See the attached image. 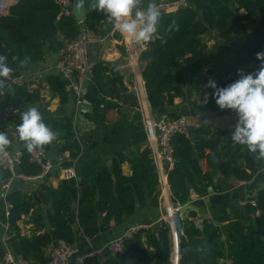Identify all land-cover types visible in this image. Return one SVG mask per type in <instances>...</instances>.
<instances>
[{"label": "trees", "instance_id": "trees-1", "mask_svg": "<svg viewBox=\"0 0 264 264\" xmlns=\"http://www.w3.org/2000/svg\"><path fill=\"white\" fill-rule=\"evenodd\" d=\"M173 20L177 22L178 30L166 31ZM80 27L94 35L119 38L117 33L111 32L112 25L106 23L99 11L88 12L78 24L72 16H58V7L53 0H16L6 14L0 15V55H6L10 66L15 69L7 86L15 92L0 97V100L14 109L34 101L36 92L29 82L18 84L12 80L19 78L32 64L42 61L47 53H56L64 40L78 35ZM213 29L222 38L230 33H242L243 39L234 50L235 71L242 69L247 74L258 70L262 61L256 58V54L264 52V0H206L199 9L163 11L160 37L146 44L139 58L141 79L151 109L171 105L173 99L180 96L183 69L189 74L200 71L206 61L200 36ZM107 42L97 43L100 59L95 62L91 79L96 97L91 101V111L85 113L87 120L101 125L105 124L107 112L117 107L109 98L121 99L127 106L137 104L135 97L127 92L123 76L117 69L116 49ZM26 56L30 58L28 65L19 67L20 60ZM214 81L218 87H226L235 79L225 73ZM47 82L50 91L58 98L59 106L43 120L59 133L53 142L58 143V151H67L71 158H75L81 147L74 135L72 120L64 112L68 95L64 80L51 74L47 76ZM206 91L207 102L198 107L204 110L219 108L212 97L214 89L206 88ZM110 128L111 133H116L120 130V123H112ZM224 134L201 124L188 129V135L172 136L173 165L166 174L172 200L183 203L190 193L196 196L207 194L209 186L215 187L213 179L217 172L225 178L248 181L264 165V160L256 159L244 145L234 146L231 141L221 144L220 137ZM52 144L45 146L43 151ZM22 151L19 171L25 176L39 174L40 166L29 159L26 148ZM195 154L204 161V166ZM212 154L215 162L211 159ZM126 163L129 173L122 169ZM76 174V178L61 179L55 187L42 182L31 192L11 187L5 194L4 201L9 205L6 218L9 247L31 264H46L45 249L56 240L72 245L76 230H80L84 237L92 238L98 233L100 222L106 226L110 221L120 223L134 212L137 205H144L146 199L153 206L158 205V175L147 142L135 146L127 154L114 153L110 168L101 156L88 158L81 163ZM9 176L8 169L0 167V182L4 183ZM33 193L39 203L34 200ZM72 205L76 206L75 225L67 220ZM215 221L203 220L198 229L189 219H182L178 264L195 260L196 264H223L224 258L231 260L230 264H264V236L247 232L257 226L264 228V189L259 190L255 205L248 204L244 214L231 218L226 208L221 207ZM22 222L34 223L29 236L21 234ZM45 223L49 224L50 230L40 231L39 225ZM148 247L153 253L148 252ZM170 253L168 226L161 221L156 230H139L132 237L125 238L122 250L114 256L104 259L86 257L83 264H150L153 259L154 264H170ZM3 254L0 246V259ZM127 257L134 259V263ZM172 261L176 263L175 257Z\"/></svg>", "mask_w": 264, "mask_h": 264}, {"label": "crops", "instance_id": "crops-1", "mask_svg": "<svg viewBox=\"0 0 264 264\" xmlns=\"http://www.w3.org/2000/svg\"><path fill=\"white\" fill-rule=\"evenodd\" d=\"M204 2L206 0H190L191 7L195 9H199ZM145 3H147V0H145ZM200 39L206 59L200 71L195 74H189L183 69V84L181 86L180 96L175 97L171 105L164 104L158 109H151L146 100L141 79L140 72L142 64L140 60L137 62L131 60L126 64L123 60L125 51L119 45L120 35L117 39L113 36H108L106 41H108L107 43L111 47L116 49L114 51L117 52L115 58L118 61L117 67L120 71L126 70L129 73H131L130 70L135 71V76L130 81L123 80V83L127 92L135 97L140 110L131 111L129 109H123L120 113L119 109H111L106 114L105 124L101 125L100 123L89 121L85 117V113L91 111L92 99L96 97V89L93 82L86 81L83 84L81 95L82 104L76 110L74 107V95L68 91L67 101L63 105V108L65 114L72 120L74 135L81 147L80 153L77 157L71 158L67 151H58V143H53L48 150L43 151L45 158L51 164L49 172L41 178H35L26 183L20 180H14L11 187L20 188L27 192H31L35 185L42 182L55 187L62 179V169L74 166L77 171L84 160L94 156H101L107 167L110 168L114 153L123 152L127 154L135 146H143L147 142L142 124L143 111L152 117H157L163 113L174 116L183 115L186 119L188 129L204 124L211 131L225 132L220 137L221 144H228L231 141L234 146H239V144H235L231 140V132L237 123V114L235 111L221 110L220 108L204 110L198 106L205 101V97L207 96L205 85L209 79L216 80L225 73L230 74L235 81L239 79L234 68V50L241 43L243 35L242 33H230L226 38H222L218 35L217 31L214 32L211 30L203 33ZM120 49H123V52ZM119 50L120 53L118 54ZM96 52L97 44H92L90 53L94 56ZM56 56L57 52L47 53L42 61L32 64L19 78L12 80L18 84L29 82L31 88L36 92V99L32 102H25L19 108L18 112L8 120L3 121L0 117V131H5L13 140L12 146L8 148L9 151L25 148L23 143L17 137L13 136L16 126L21 122L20 113L35 106L41 112L43 119H45L50 113L55 112L59 106L58 98L50 91L47 82V76L55 74L51 66ZM117 121L120 123V130L116 133H111L110 125ZM152 157L158 175V205L153 206L146 199L144 205H137L134 212L122 222L114 223L110 221L107 226L100 222L99 231L92 238H86L81 234L80 230H76V240L72 245L75 247L78 255H85L91 250H101L102 256L99 258L104 259L109 257L107 256L106 245L116 237L123 235L127 227L136 224H151L150 230H156L158 228L165 204L172 200L166 174L172 167L173 162L169 163L168 169L165 171L163 161H159L153 154ZM200 163L204 166L203 160H200ZM122 169L124 172H130L127 163L122 166ZM213 182L215 187L209 186L207 194L203 196H196L190 193L188 199L184 202V206L192 216L216 223L215 220L221 207H225L228 215L231 218H235L245 213L247 205L251 204V201H256L259 190L264 189V165L248 181H240L231 177L225 178L217 172ZM2 185L3 183L0 182V246L3 242L9 245L10 239L3 230V224L6 222V218L4 216V201L1 196ZM34 226V223L22 222L21 234L29 236ZM39 228H41L40 231L42 229L50 230L49 224L47 223L40 224ZM142 238L145 239L144 236ZM147 249L149 253H153L152 248L148 247ZM173 257H175V264H177L178 256H176L174 250L171 256L172 264Z\"/></svg>", "mask_w": 264, "mask_h": 264}, {"label": "built area", "instance_id": "built-area-1", "mask_svg": "<svg viewBox=\"0 0 264 264\" xmlns=\"http://www.w3.org/2000/svg\"><path fill=\"white\" fill-rule=\"evenodd\" d=\"M58 7V16H72L71 1L72 0H53ZM16 0H0V15L6 14L9 7L14 4ZM159 10L171 11L178 8L191 7L190 0H159ZM80 24L81 22H77ZM111 32H117L120 35L119 45L125 51L123 56L124 62L127 64L129 61L137 62L145 48V45H137L131 39L122 36L113 26ZM107 40V36L94 35L85 31L80 27L79 33L76 37L64 40L62 46L57 51V56L51 66L52 71L59 75L64 80L65 89L74 95L75 110L82 104V88L86 81H91L93 76V68L95 62L100 59L99 54L96 52L92 56L91 45L102 43ZM117 69H119L117 67ZM120 70V69H119ZM120 71L123 80H131L135 76V71ZM143 82V81H142ZM136 88V86H134ZM116 104L115 109H129L131 111H139L140 108L137 104L125 105L121 99L109 98ZM1 119L8 120L14 116L19 109L11 108L5 105L0 100ZM142 124L145 132L147 143L151 149L152 154L159 160L166 159L169 163L172 162V145L171 138L175 134L188 135V127L186 119L183 115L171 116L167 113L160 114L157 117H152L149 114L142 112ZM23 151H9L6 149L0 152V167L7 168L9 171V178L2 185V200L4 201L5 194L10 189L14 180L28 182L35 178L45 176L50 168V162L45 158L43 151H34L29 153V159L34 161L40 166L39 174L35 176H25L19 171L20 159ZM77 171L74 166L64 168L61 171L62 179L76 178ZM251 205H255V201H251ZM4 216L7 218L9 205L4 201ZM185 208L184 202L180 203L176 200H170L165 204L164 212L160 217V221L167 224L169 229V236L171 239V251L173 250V242L181 234L182 219H189L193 226L200 229L202 227V218L194 217ZM151 224H136L126 228L123 235L116 237L106 245L107 256L112 257L119 253L123 248V241L125 238H130L135 235L139 230L149 229ZM3 230L6 233L7 223L3 224ZM1 247L4 254L0 259V264H31V262L21 255L14 253L8 244L3 242ZM47 258L46 264H83L84 259L90 256L101 257V250H91L85 255H78L73 245H68L60 240H56L52 245L45 249ZM225 264H230L231 260L226 258L222 259Z\"/></svg>", "mask_w": 264, "mask_h": 264}, {"label": "clouds", "instance_id": "clouds-1", "mask_svg": "<svg viewBox=\"0 0 264 264\" xmlns=\"http://www.w3.org/2000/svg\"><path fill=\"white\" fill-rule=\"evenodd\" d=\"M93 10L103 13L106 23L112 25L122 36L137 45H146L157 38L161 21V12L157 0H94ZM178 30L175 20L166 31ZM256 58L262 61L258 70L244 73L237 70L239 79L218 87L209 79L206 88L214 89L212 97L221 110H233L237 114V123L231 132L235 144L244 145L258 160H264V52H258ZM29 57L20 60L19 67L28 65ZM15 73L6 55H0V97L14 94L7 87ZM207 102V96L205 97ZM20 123L16 126L14 137L23 143L31 153L43 151L45 146L58 139L59 133L50 128L35 106L20 113ZM13 140L5 131H0V152L12 146Z\"/></svg>", "mask_w": 264, "mask_h": 264}, {"label": "water", "instance_id": "water-1", "mask_svg": "<svg viewBox=\"0 0 264 264\" xmlns=\"http://www.w3.org/2000/svg\"><path fill=\"white\" fill-rule=\"evenodd\" d=\"M93 4H94V0H72L71 1V13H72V17L75 19V21L82 22L85 15L88 12L93 11ZM213 31L216 32L217 30L213 29ZM159 37L160 36L158 35L157 38H159ZM195 157L197 158V160L200 163V159H199L197 154H195ZM211 159L213 160V162H215L214 154L211 155ZM128 161H129V159H127V162ZM163 164H164V169L166 171L168 169L169 162L166 159H164ZM186 185L189 186V183L186 182ZM32 196L36 202H38V203L40 202L39 198L36 196L35 193H33ZM67 220L71 225L77 224L76 206L75 205H72L70 212L67 216ZM247 232L251 233V234H256L259 236H264V228L258 227V226L255 227L254 229L247 230ZM226 242L228 243V241H226ZM173 250L175 251L176 256H178V241H176V239L173 242ZM172 251L170 253V259L172 256ZM178 258H179V256H178ZM178 258H177V264H178ZM127 259L131 263H134V259L129 258V257H127ZM154 262H155V260L153 259L150 264H154ZM196 262L197 261L195 260L194 262L189 263V264H196ZM223 264H225V263H223Z\"/></svg>", "mask_w": 264, "mask_h": 264}, {"label": "rangeland", "instance_id": "rangeland-1", "mask_svg": "<svg viewBox=\"0 0 264 264\" xmlns=\"http://www.w3.org/2000/svg\"><path fill=\"white\" fill-rule=\"evenodd\" d=\"M0 216H1V214H0ZM0 223H1V221H0ZM171 249H172V248H171ZM170 264H172V263H171V259H170Z\"/></svg>", "mask_w": 264, "mask_h": 264}]
</instances>
